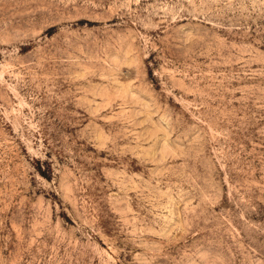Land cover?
Wrapping results in <instances>:
<instances>
[{
  "label": "rangeland",
  "instance_id": "obj_1",
  "mask_svg": "<svg viewBox=\"0 0 264 264\" xmlns=\"http://www.w3.org/2000/svg\"><path fill=\"white\" fill-rule=\"evenodd\" d=\"M0 264H264V0H0Z\"/></svg>",
  "mask_w": 264,
  "mask_h": 264
}]
</instances>
